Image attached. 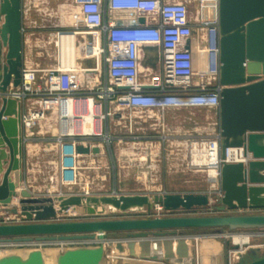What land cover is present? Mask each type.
I'll return each mask as SVG.
<instances>
[{
    "label": "water",
    "instance_id": "95a60500",
    "mask_svg": "<svg viewBox=\"0 0 264 264\" xmlns=\"http://www.w3.org/2000/svg\"><path fill=\"white\" fill-rule=\"evenodd\" d=\"M22 0H0V89L17 87L22 68ZM143 17L138 22L143 23ZM220 85L217 124L220 156L227 147H242L246 163L222 162L215 203L207 192L109 194H33L23 183L21 101L0 102V210L19 222H4L0 240L16 242L68 241L103 238L125 232L126 241L113 244L114 264H202L198 238L179 237L182 229L219 231L264 228V0H217ZM79 154H98V146L76 144ZM156 204L176 215L151 216ZM100 207L101 211H97ZM72 208L88 219L60 220ZM213 208L214 215L195 214ZM145 210V217L98 218L105 211L124 215ZM237 211L230 213L229 211ZM209 242L212 240H208ZM202 242H205V240ZM232 264H264V246L248 245ZM108 248L66 249L56 264H102ZM220 245L210 262L225 264ZM119 259V260H117ZM0 264H44L40 251L9 254Z\"/></svg>",
    "mask_w": 264,
    "mask_h": 264
},
{
    "label": "built area",
    "instance_id": "2783aa9c",
    "mask_svg": "<svg viewBox=\"0 0 264 264\" xmlns=\"http://www.w3.org/2000/svg\"><path fill=\"white\" fill-rule=\"evenodd\" d=\"M188 1L72 0L82 26L58 31L56 35L77 33L81 38L78 52L83 58H91L94 65L83 70L78 66L63 70L59 62L45 69L22 66L19 86L0 89V102L2 97L21 101L23 143L29 139L31 142L29 132L33 127L48 114L54 116L57 133L53 143L60 184L73 186L78 182V159L82 154L76 152V144L108 146L115 140L103 123L117 110L154 109L163 113L169 109L207 108L217 113L221 88L218 84L217 0H198L212 3L215 14L211 21L199 23L202 34L196 38H193ZM106 11L119 16L105 20ZM139 17H143V23L138 22ZM143 46L155 48L153 59L150 52L149 58L144 57ZM145 59H149V64H142ZM95 74L96 81L93 80ZM84 83L91 87L84 90ZM27 100L34 106L25 110ZM86 114L91 115L90 120H85L87 131L74 132L73 122L84 124ZM69 115L71 120L65 125L61 123V119ZM203 144L210 146L207 156L215 158L218 180L222 162L245 163L249 156H243L242 147H227L221 158L217 130L210 137L194 138L189 144L191 164L200 165L194 161L192 151L194 146L201 150ZM80 193L86 192L83 189ZM155 208L164 210L159 204ZM16 218L11 221L9 215H4V222H19ZM89 240L55 242L85 246ZM24 243L32 242L0 240V247Z\"/></svg>",
    "mask_w": 264,
    "mask_h": 264
},
{
    "label": "rangeland",
    "instance_id": "374dc122",
    "mask_svg": "<svg viewBox=\"0 0 264 264\" xmlns=\"http://www.w3.org/2000/svg\"><path fill=\"white\" fill-rule=\"evenodd\" d=\"M32 9V14L41 20L38 21L36 26L44 28L41 30V34L44 36H49L50 33L56 35L58 31H68L74 26L77 28L82 26L77 10L70 0H40L38 2L36 0ZM213 9L214 5L209 2L190 0L189 3L190 16L195 19L198 16L201 23L211 21V11ZM48 38L51 42L48 45V47L50 46V55L35 56L42 67L56 62V37L52 35ZM80 41L81 38L77 37L76 47H78ZM90 87L86 83L82 85L84 90ZM117 112L120 119H116L113 117L114 115H111L103 123L115 140L108 146H104L101 154L95 155L89 160V168L81 171L77 184L73 186L60 184L56 175L54 147H51L52 145L41 147L38 145L25 151L27 159L23 163L24 185H29L34 193L47 195L80 193V190H83L85 186L88 187L90 194L207 192L212 196L211 203H215V195L219 194L218 177L212 179L210 176L209 170L212 167L205 164L194 165L190 163L189 145L194 140L192 136L198 134L201 137H210L217 131V125L214 123L218 114L214 110L189 108L167 110L161 113L143 109H121ZM194 122L197 123L196 127ZM56 124L55 119L48 122V125L54 128H57ZM195 130L197 133L194 132ZM155 150L159 152L153 154ZM229 212L236 213L237 211ZM244 212L264 213V209ZM194 213L201 215L218 214L213 208H206ZM75 214L65 211L58 218L60 220L89 218ZM158 214L176 215L171 212L167 213L164 210H157L154 206L150 215L156 216ZM146 215L145 210L132 211L124 215H114L105 211L97 217H145ZM16 219V216L11 217V221H16ZM177 234L179 237H199V239L203 237L212 240L210 242L208 240L201 241L198 245L199 254L203 260L202 264H215L213 261L210 262L209 256L220 249V245L224 248L225 264H232L237 255L235 254V258H230V251H235L230 247L234 244L232 242L234 235L248 236L246 243L241 246L235 244L239 246L240 251H243L248 245L264 246V228L237 230L223 228L219 231L182 229L177 231ZM127 237L125 232L107 233L103 238L90 239L89 244L85 246L51 241L24 243L22 245L12 244L3 248L0 247V258L9 254L26 256L30 251L41 250L45 253L44 257L42 256L44 264H56L58 258L56 256H60L68 248L103 246L106 249L113 241H126ZM233 251H231V254ZM48 259L50 260L48 261ZM114 259L112 254L106 253L101 263L114 264ZM132 263L136 264V262Z\"/></svg>",
    "mask_w": 264,
    "mask_h": 264
},
{
    "label": "crops",
    "instance_id": "0c3cea01",
    "mask_svg": "<svg viewBox=\"0 0 264 264\" xmlns=\"http://www.w3.org/2000/svg\"><path fill=\"white\" fill-rule=\"evenodd\" d=\"M38 1H40V0H37V2ZM70 2L73 5L72 0H70ZM34 3H36V0H22L21 1V8H22V57H23L22 66L23 67H31V68H37L38 67V68L45 69V68H48L49 66H53L55 63L59 62V60H58L59 59V53H58V49H57L56 45H55V48H56V53L58 55L56 57V62L55 63L47 65L46 67H42L38 63V60H37V58L35 56H42L43 57L44 55H50V48H49L50 46L48 47V45L51 42H50L48 37L53 35V37L55 36L56 39H57V35H54V34L50 33L49 36H44L43 34H41V30H43L44 28H42V27L39 28V27L36 26L38 21L40 22L41 20L39 18H37V16L32 14V11H33L32 7H33ZM189 3H190V1H188V5H189ZM213 13L214 12L211 11L212 18L214 17V14H215V13L214 14ZM117 16H119V15H117V14H115L113 12L106 11L104 19L105 20L115 19ZM122 17H124V16L122 15ZM190 17H191V22H192L193 31H194L193 38H196L197 36H201L202 30L199 27L200 21L198 19V16L196 17L197 19H195L192 16H190ZM75 28H77V27L74 26V27H72L71 30H75ZM142 50L145 52V54H144L145 58H149L148 57L149 56L148 52H150V54H151L150 59L154 58V56H155V48L154 47H152V46H143ZM148 61H149V59H145V60L142 61V64H144V65L149 64ZM76 63L78 65V67L80 66L79 68L91 67V66L94 65L93 60L91 58H83L82 55L79 52L77 53ZM82 75H86V73H84V74L82 73ZM90 75L92 76L93 74L90 73ZM102 76H103V74H102ZM95 78H96V74H95V77L93 78V80H95ZM33 106H34V103L31 100L25 101V110H28V108H33ZM187 109H189V108H187ZM143 110H147V109H143ZM172 110H180V109H169L168 111H172ZM149 111L158 112L157 110H154V109L153 110H149ZM113 115H114L113 116L114 118L120 119L119 113L117 111H115ZM52 119H54V116L50 113V114H48L46 116L45 120H42L41 122H39L37 124V126L33 127L31 129V131L29 132V134L31 133V138L32 139H31V142H28L30 140L29 139V140H26V142L23 143V149H24V152H23V163L27 159L26 158L27 154H26L25 151H27L28 148L32 149L33 146H38V145L40 147L44 146V145L45 146L52 145L51 147H54V149H55V145L53 143V140L55 139V135L57 133V129L54 128L51 125L50 126L48 125V122L49 121L51 122ZM216 121H215L214 124L217 125V130H218V124L216 123ZM194 125L196 127L197 123L194 122ZM194 132L197 133L196 130ZM192 137L193 138L201 137V135L196 134V135H194ZM150 145H152V144H150ZM92 146H98V148L100 150V152L98 154H101L102 149L104 148V146L101 145V144H94L93 143ZM156 151L157 150L153 151V154H156V153L159 152V151H157V152ZM98 154H93V153L90 152V153H83L82 155H80V157L78 159L79 168H80V170H79L80 176H81V171L82 170L84 171L85 169L89 168L88 167V163L90 162L89 160L92 159L95 155H98ZM250 159H251V157H250V154H249L246 162L248 160H250ZM23 176H24V172H23ZM80 176H79V178H80ZM23 183H24V179H23ZM25 186L31 191L29 185H25ZM69 190H71V188H69ZM81 190H80V192H81ZM31 192L33 194H38V193H34V190H32ZM98 210H100L99 207H98ZM68 211H69V213H72L71 209L68 210ZM0 215H9V217L13 216L12 214H8V213L5 214L1 210H0ZM59 216H61V215H58V217Z\"/></svg>",
    "mask_w": 264,
    "mask_h": 264
},
{
    "label": "bare ground",
    "instance_id": "6f19581e",
    "mask_svg": "<svg viewBox=\"0 0 264 264\" xmlns=\"http://www.w3.org/2000/svg\"><path fill=\"white\" fill-rule=\"evenodd\" d=\"M77 37H78V34L72 33V32H64L62 34L57 35L56 47H57L58 53H59V59L58 60H59V65L63 67V70H70V69H72V67L78 66L76 63V57H77V52H78L77 47H76V38ZM81 70H83V68H81ZM88 104L91 105V102H89ZM90 118H91L90 114L84 115V124H82V125H78L76 122H73L74 132H77V131L85 132V131H87L88 125L85 124V120H90ZM70 120H71V118L69 115V116H66L65 118L63 117L61 119V123H63L65 125L66 122H68ZM68 129L70 130V127ZM208 145L209 144H203L201 150L198 147L194 146L193 151H192L193 157H194V161L197 162L198 164H205V165H208L209 167H212L209 170V174L212 177V179L213 178L215 179V177H217L218 170L216 169V166H215V164H216L215 158L207 156V153L209 152V147H210ZM198 155H200V156H198ZM88 191H89L88 187L85 186V188H84V192H86L85 194H87ZM70 209L72 210V213L73 212L76 213V210L72 209V208L67 209V211ZM97 211H101V208H100V210H98V208H97ZM196 238H198V242H201L202 240H211L209 238L204 239L203 237H200V239H199V237H196ZM186 239H188V238H186ZM247 241H248V236H246V235H234L232 242L234 244H238L241 246L243 243H246ZM114 243H115V241H113L111 244L108 245L109 246L108 247V250H109L108 254H112L113 258H115V256H116V254L113 255V253H112ZM38 251L41 252V250H38ZM231 251H233V250H231ZM231 251H230V258L234 257L236 254L235 252H237L235 250L231 254ZM49 253L51 254V252H49ZM41 254L44 257L45 253L41 252ZM56 257H59V256H56ZM116 257H118V256H116ZM49 260L50 259H48V261Z\"/></svg>",
    "mask_w": 264,
    "mask_h": 264
},
{
    "label": "trees",
    "instance_id": "16d2710c",
    "mask_svg": "<svg viewBox=\"0 0 264 264\" xmlns=\"http://www.w3.org/2000/svg\"><path fill=\"white\" fill-rule=\"evenodd\" d=\"M196 229H199V228H196ZM200 230H205V229H200ZM208 230V229H207ZM210 230H212V229H210Z\"/></svg>",
    "mask_w": 264,
    "mask_h": 264
}]
</instances>
